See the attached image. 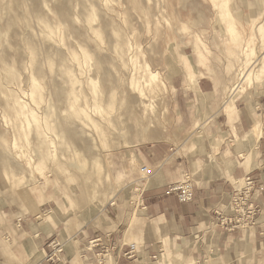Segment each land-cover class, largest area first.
Returning <instances> with one entry per match:
<instances>
[{"label":"rangeland","instance_id":"1","mask_svg":"<svg viewBox=\"0 0 264 264\" xmlns=\"http://www.w3.org/2000/svg\"><path fill=\"white\" fill-rule=\"evenodd\" d=\"M262 23L264 0H0V210L39 215L63 239L112 220L131 232L141 219L142 170L157 169L145 151L192 145L212 123L234 132L238 104L263 89ZM139 65L157 73L158 89L149 91ZM202 93L210 94L200 105ZM218 130L216 140L227 142ZM53 209L61 221L58 213L44 219ZM72 218L82 224L63 235ZM1 236L0 247L12 242L5 253L23 239Z\"/></svg>","mask_w":264,"mask_h":264},{"label":"crops","instance_id":"2","mask_svg":"<svg viewBox=\"0 0 264 264\" xmlns=\"http://www.w3.org/2000/svg\"><path fill=\"white\" fill-rule=\"evenodd\" d=\"M250 17L254 21L259 18L254 14ZM236 20L243 28L249 24ZM198 85L200 89L208 90L204 81L200 80ZM207 94L210 93L200 96V105L205 103ZM238 105L234 123L236 136L229 128L224 129L216 122V128L213 123L209 125L208 138L203 136L192 145L184 144L174 150L163 144L145 151L150 160L153 159L151 155L156 156L152 165L157 169L141 177L146 178L145 188L142 191L140 188L138 196L141 219L131 232H127L125 224L112 220L102 225L100 230L82 229L74 236L63 239L56 234V224L37 221L39 216L26 218L0 210V241L7 230L14 241L20 239L21 233L23 235L14 251L10 248L5 253L3 246L12 242H3L0 264H80L82 261H95L99 257L97 254L103 252L101 246L106 245L107 248L111 237H116L119 248L108 247L106 253L114 258L115 264H264V87L256 92L251 91L247 104L242 107L240 103ZM258 118H261L262 127L256 128L254 123L258 125ZM219 128V135H227V142L216 140L214 130L218 132ZM218 144V156L215 160L208 159L212 146ZM186 174L194 179V196L191 201L180 202L174 194H167L166 191L169 185L180 182ZM247 174L263 187L254 197V202L262 207L255 230L244 236L213 230L214 211L226 205L228 193L237 179ZM115 197L110 204H114ZM58 218L60 220L56 222L62 220L59 213ZM74 220H66L69 227L65 223L61 232L63 235H70L80 227L82 223L76 226ZM142 220L148 221L146 227ZM54 235H58L63 243L57 262L44 258L50 251L49 241ZM95 238H100L101 245L91 247L89 242ZM133 239L138 244L137 259L125 260L119 254ZM167 251L172 252L171 259L166 257ZM9 253L12 255L8 260L6 256ZM82 253L86 259L81 256ZM153 255L157 256L156 260Z\"/></svg>","mask_w":264,"mask_h":264},{"label":"built area","instance_id":"3","mask_svg":"<svg viewBox=\"0 0 264 264\" xmlns=\"http://www.w3.org/2000/svg\"><path fill=\"white\" fill-rule=\"evenodd\" d=\"M242 182L232 187L228 193V201L226 208L215 210L212 216V229L220 233L238 234L244 231L255 230L262 207L254 202V197L263 190L261 185H258L254 178L247 174L243 176ZM167 194H174L180 202H188L193 199L194 185L188 174L175 184L169 185L166 191ZM91 247L94 245H101L100 238H95L89 242ZM106 246V245H105ZM101 246L103 252L95 261H89L86 264H109L105 260L108 247L114 249L115 245L110 244L106 248ZM50 251H48L44 258L47 261L57 262L60 260V254L63 249V243L57 236H53L49 241ZM162 252V251H159ZM138 254V244L136 242H129L124 249H121L119 254L125 260H136ZM86 259V255H81ZM157 256L153 255L156 260Z\"/></svg>","mask_w":264,"mask_h":264},{"label":"bare ground","instance_id":"4","mask_svg":"<svg viewBox=\"0 0 264 264\" xmlns=\"http://www.w3.org/2000/svg\"><path fill=\"white\" fill-rule=\"evenodd\" d=\"M40 15V14H39ZM24 17V16H23ZM94 25V24H93ZM107 26V25H106ZM263 28H264V24L262 23V24H260L259 25V27H258V30H259V32L260 31H262L263 30ZM105 33V32H104ZM84 40V39H83ZM97 41V40H96ZM197 53H200V51H198ZM123 56V55H122ZM261 57H263V61H264V53L263 54H261ZM262 61V62H263ZM97 62V61H96ZM116 66V65H115ZM110 69V68H109ZM112 69V68H111ZM142 70H144V71H142ZM156 70V69H155ZM135 71H138L139 73H140V78H141V80L143 81V83L144 84H146L147 86H148V88H149V91L151 92V91H155L156 89H158L159 88V77H157V73L156 72H153V71H150V70H148V69H146V68H144V67H142V66H136V68H135ZM109 73V72H108ZM249 73H250V69H248L247 71H246V73L245 74H243L242 76H246V75H249ZM70 74V73H69ZM133 74V73H132ZM67 75V74H66ZM77 75V74H76ZM86 75V74H85ZM88 75V74H87ZM256 76H257V74H256ZM69 77V76H68ZM113 77V76H112ZM63 78V77H62ZM99 78V77H98ZM240 78V77H239ZM72 80V79H71ZM91 80V79H90ZM100 80V79H99ZM84 81V80H83ZM94 81V80H93ZM68 82V81H67ZM69 84V83H68ZM86 85V84H85ZM69 87V86H68ZM115 88H116V86H114ZM147 88V89H148ZM75 89V88H74ZM116 90V89H115ZM110 93H111V91H110ZM154 96V95H153ZM65 99V98H64ZM107 99H108V101H111V99H112V95H108V97H107ZM147 106V105H146ZM145 106V107H146ZM147 108V107H146ZM144 110H146V109H144ZM143 110V111H144ZM144 113V112H143ZM151 113H152V111H151ZM145 116V115H144ZM145 118H147V117H144V120H145ZM114 121V120H113ZM149 121V120H148ZM99 122L100 121H95V124H94V126H99ZM94 123V122H93ZM7 131V130H6ZM5 132V131H4ZM1 136V135H0ZM4 138V137H3ZM5 140V139H4ZM5 142V141H4ZM13 143V142H12ZM1 144V143H0ZM2 146H4V145H2ZM74 146V145H73ZM15 152V151H14ZM5 155V154H4ZM24 156V155H23ZM3 161V160H2ZM7 162V161H6ZM5 164V163H4ZM19 164V163H18ZM4 166V165H3ZM7 166V165H6ZM97 166V172H101V168H100V164H98L97 163V165L95 164V167ZM2 167V166H1ZM14 169V168H13ZM144 170H142V173H148L149 172V169H146V168H143ZM16 174V173H15ZM37 188L38 187H36V188H34L33 190H34V192H36L37 191ZM114 193H112L110 196H109V198H108V200L107 201H113V199H114V195H113ZM93 197V196H92ZM58 213V211L56 210V209H53L52 211H51V213L49 212V213H47V214H44L45 216H44V219H46V220H48V219H50L51 221H55L52 217L55 215V214H57ZM38 214V213H37ZM39 216V215H38ZM56 222V221H55ZM65 223H66V227H69V221H65ZM11 236V235H10Z\"/></svg>","mask_w":264,"mask_h":264}]
</instances>
